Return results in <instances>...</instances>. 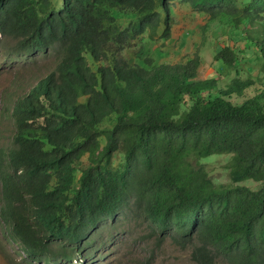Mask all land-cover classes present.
I'll list each match as a JSON object with an SVG mask.
<instances>
[{
  "label": "trees",
  "instance_id": "16d2710c",
  "mask_svg": "<svg viewBox=\"0 0 264 264\" xmlns=\"http://www.w3.org/2000/svg\"><path fill=\"white\" fill-rule=\"evenodd\" d=\"M172 1L0 0V66L54 63L1 108L0 221L24 262L86 264L94 231L126 221L194 264H264V76L243 46L264 73V0H180L233 34L213 60L250 75L225 87L198 52L150 55ZM221 155L227 182L205 168Z\"/></svg>",
  "mask_w": 264,
  "mask_h": 264
},
{
  "label": "rangeland",
  "instance_id": "374dc122",
  "mask_svg": "<svg viewBox=\"0 0 264 264\" xmlns=\"http://www.w3.org/2000/svg\"><path fill=\"white\" fill-rule=\"evenodd\" d=\"M171 6L170 33L165 40L157 35L153 38L154 46L158 48L155 50L150 48V55L155 59H165L175 63L184 61L198 52L201 57L198 78H216L219 80L220 87H225L236 74L241 77L250 75L245 70V65L231 69L222 61L213 60L214 48L210 47L211 40H213L214 47L223 46V44L229 46L234 40L233 34L229 33L227 27L218 24L217 21H209L206 13H200L180 0H173ZM243 46L249 48L247 56L251 62L250 66L255 67L252 70V76L263 77L264 73L259 72L253 58L254 49L248 47L247 41ZM53 65V62L41 61L37 67L47 70ZM250 66L247 65V67ZM34 68L33 66H22V63H16L12 67L0 66V115L2 103L8 98V94L10 98L15 97L16 87H20V93H23L24 87L29 82L26 80L29 72L33 75L44 71H34ZM235 68L243 71L236 73ZM252 92L253 90H245L246 95ZM10 123V118L0 117V144L5 143L9 138L11 128H13L12 124L9 125ZM226 163L225 155L216 156L210 162L205 163V168L215 181L227 182V170L224 168ZM135 224V222L123 221L116 226V229L109 230L101 227L98 233L94 231L95 235L91 237L94 243L84 244L85 254L89 251L93 256L90 255L88 260L84 258L81 260L87 261L86 264H194L190 260L189 251L181 250L170 239H166L155 248V240H148L143 235L142 227L135 226ZM10 244H15V242L5 233V227L0 221V264H28L23 261L19 251ZM152 252L155 257H150Z\"/></svg>",
  "mask_w": 264,
  "mask_h": 264
},
{
  "label": "clouds",
  "instance_id": "9594fccd",
  "mask_svg": "<svg viewBox=\"0 0 264 264\" xmlns=\"http://www.w3.org/2000/svg\"><path fill=\"white\" fill-rule=\"evenodd\" d=\"M93 243H94V242H93ZM93 243H91V244H93ZM10 245H11V247H13L15 250H17V251H19V252L21 251L17 243H15V244H10Z\"/></svg>",
  "mask_w": 264,
  "mask_h": 264
},
{
  "label": "crops",
  "instance_id": "0c3cea01",
  "mask_svg": "<svg viewBox=\"0 0 264 264\" xmlns=\"http://www.w3.org/2000/svg\"><path fill=\"white\" fill-rule=\"evenodd\" d=\"M172 7V6H171Z\"/></svg>",
  "mask_w": 264,
  "mask_h": 264
}]
</instances>
